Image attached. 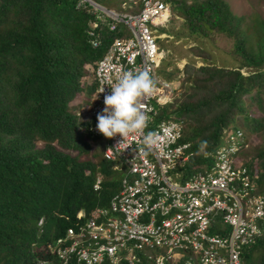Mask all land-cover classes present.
Listing matches in <instances>:
<instances>
[{"label":"trees","instance_id":"obj_1","mask_svg":"<svg viewBox=\"0 0 264 264\" xmlns=\"http://www.w3.org/2000/svg\"><path fill=\"white\" fill-rule=\"evenodd\" d=\"M166 1L171 19L178 16L189 36L231 39L236 66L185 63V91L157 106L155 119L173 115L183 121L181 139L199 151L186 173L210 163L222 128H242L250 145L241 158L264 194V20L254 15L245 31L244 18L225 0ZM95 15L82 0H0V264L48 259L45 244L73 224L77 211L89 215L119 188V173L91 146L99 136L89 133L87 112L83 118L69 108L84 87L88 94L95 89L94 79L83 83L84 67L93 72L112 38L124 33L121 24L109 30L110 20ZM96 171L103 181L95 192ZM241 259L264 264V234L244 248Z\"/></svg>","mask_w":264,"mask_h":264},{"label":"built area","instance_id":"obj_2","mask_svg":"<svg viewBox=\"0 0 264 264\" xmlns=\"http://www.w3.org/2000/svg\"><path fill=\"white\" fill-rule=\"evenodd\" d=\"M88 4L97 19L110 20L109 30H115L117 24L125 30L121 36L112 38L96 61L88 131L93 136L101 135L96 130V115L104 108L103 98L110 93L109 85L117 81L122 71L147 70L156 82V89L144 101L150 117L145 134L155 132L159 147L145 150L142 136L130 135L118 146L122 141L119 135L106 138L103 158L123 166L119 191L108 199L106 207L94 208L83 228L79 227L77 232L68 228L64 238L48 246L49 251L60 264H99L102 259L117 264L121 259L130 263L133 251L143 246L157 245L166 246L167 252L188 251L183 264H241V247L264 233V195L256 191L237 155L249 145L242 130L223 128L212 164L180 184L171 181L168 174L180 175L176 168L191 155L190 144L180 141L182 124L171 117L151 123L156 107L169 103L178 90L156 71L162 51L153 28L166 22L168 3L129 0L127 6H134L129 13L98 7L91 1ZM96 24L92 22V28ZM89 42L92 47L98 44L95 39ZM101 88L104 92L99 93ZM93 187H98V181ZM217 216L226 234L208 236L206 228Z\"/></svg>","mask_w":264,"mask_h":264},{"label":"clouds","instance_id":"obj_3","mask_svg":"<svg viewBox=\"0 0 264 264\" xmlns=\"http://www.w3.org/2000/svg\"><path fill=\"white\" fill-rule=\"evenodd\" d=\"M84 1L87 3H88V1H91V3H94L98 7L99 6L103 7L102 5L96 3L92 0H84ZM121 1L124 2L123 0H121ZM134 1H137V0H134ZM163 1L168 3V6H169V4H170L169 1H166V0H163ZM128 4H129V0H128ZM127 8L131 9V8H134V6H131V7L127 6ZM107 9H109V8H107ZM170 12H169V16H170ZM169 16H168V18H169ZM168 18H167V20H168ZM167 20H166V22H167ZM165 23L163 24L162 27L161 26H159V27L164 28ZM159 49L162 51V58H161V60H162L164 58L163 49L160 46H159ZM161 60H160V63H161ZM160 63H159V65H160ZM95 64H96V62H95ZM159 65L156 68L157 73H158ZM93 71H94V69H93ZM92 74H93V72H92ZM93 79H94V76H93ZM163 79L170 82L172 84V86L175 87V85L173 84L174 82L167 80L166 78H163ZM109 87H110V93L105 94L104 98H103L104 108L100 112H98L96 115V120H97L96 130L101 134V135H99V138L101 136V137L111 139V138H114L117 135H119L122 138V141L117 143L116 146H118L119 144H121L123 142V140L125 138L129 137L130 135L142 136V141H143V145H144L145 150L152 151L153 149L158 148L159 147L158 135L152 131H149L145 134V129L148 128L150 117L148 116L147 111L145 109L144 101L147 98L151 97L154 94L155 89H156V82L153 79V77L150 75L149 71H147V70H139L136 72L122 71V73L118 76L117 81L114 83H111L109 85ZM102 92H104V88H101V90L99 91V93H102ZM93 94H94V91L92 92V97H93ZM97 98L98 97L96 96L95 99H97ZM91 104H92V99H91ZM89 109H90V107H89ZM89 109H88L86 115H87L88 120L91 121V119L88 117ZM156 116H157V112L153 117H156ZM170 117L181 122L182 132H183L184 123L181 119L176 118L173 115H168L167 117L161 118V119H167ZM159 121H157V122H159ZM228 126L237 127L233 124H228L225 127H228ZM238 128L242 130V128H240V127H238ZM222 130H223V128H222ZM222 130H221V132H222ZM242 132L245 135L243 130H242ZM220 136H221V133H220ZM181 137H182V135H181ZM220 140L221 139H219V142H220ZM106 141H107V139H106ZM180 141H183V140L181 139ZM186 142H188V141H186ZM219 142L217 143V145L219 144ZM188 143L190 144V142H188ZM206 143H207L206 141H203L202 145L206 144ZM249 145L246 149H244L243 151H240L237 155H239V158L242 160L243 165L246 167V169L249 173V176L252 178V181L255 183L256 191L259 194L264 195L263 193H260L258 186H257V183L255 181L256 173L254 171L252 173H250L247 166L245 165V160H243L241 158L243 153H245L249 149ZM105 146H106V144H105ZM216 146L213 148V151L211 152L210 163H208L207 165H206V163L202 164L200 170L197 172H193V173H186L185 172V167H186L185 165L189 161L190 157L193 156L197 152V151L194 152L191 150V148H189V150L191 151V155L180 166V168H176V171H178V173L181 172L180 175L174 176L173 173L170 172V174H168L170 177V180L173 182H179L180 184L181 183L183 184L185 181L188 180V178L191 175H194L195 173H198V172H204L208 168V166L210 164H212V161H213L212 154H213ZM189 147H190V145H189ZM103 149H102V151H103ZM101 156H102V153H101ZM107 161H109V160H107ZM109 162L112 163L111 164V170L119 173V188L116 191V192H118L120 189V178H121V175L123 172V170H122L123 166L119 163L116 164L115 161H109ZM113 166H115V168H113ZM96 181H98V187L94 189L93 185ZM102 181H103V175L99 171H96L94 174V177H93L92 184H91L92 190L95 192L98 191L101 187ZM106 205L105 206H95L94 208L106 207ZM94 208L90 211L89 215H87V216L84 215V212L82 210H78L77 213L75 214V219L73 221V224L68 226L62 235L54 238L51 242H48L45 244L44 250L49 255V258L39 260L38 264H52L53 260H54L53 264H60V260L57 258V256L54 253H51L49 251L48 246L53 245L58 238H64L66 233H67L68 228H71L74 232H77L79 227L83 228L87 218L90 216V214L94 210ZM220 222H221V218H220V216H217L215 218V221L210 226H208L206 228L208 236H214V235H217L220 237L225 236L226 228H225V226H220ZM263 234L264 233L260 234L259 236H256L252 241L256 240L257 238H259ZM249 244H247V245H249ZM247 245H244L241 247L240 257H239L241 264H243V261L241 259V254ZM166 250H167L166 246H157V245H155V247L143 246L142 249L133 251V257L131 258L130 263L125 259H121L117 262V264H155L156 262L161 263V264H183L185 262L184 259H186L188 251L182 250V249H177L174 251V249H173L171 252H167ZM99 264H112V263L108 259H102L99 262Z\"/></svg>","mask_w":264,"mask_h":264},{"label":"rangeland","instance_id":"obj_4","mask_svg":"<svg viewBox=\"0 0 264 264\" xmlns=\"http://www.w3.org/2000/svg\"><path fill=\"white\" fill-rule=\"evenodd\" d=\"M102 3V6L109 8L116 12H127L129 13L131 9L127 8L128 0H123L126 6H122L121 0H95ZM190 1V0H187ZM228 4L230 10L239 16L244 18L243 28L245 31L250 30L248 27L250 24V19L254 15L258 16L260 19L264 20V1L263 0H225ZM172 4H169L170 9V19L168 23L166 22V29L169 31L168 34L165 33V29L155 26L153 28V34L155 35V40L160 47H162L165 52L164 58L161 60L159 65L158 73L163 78L174 82L173 84L178 89L175 98L181 97L182 93L185 91V86L187 83L184 81L186 74L182 73V68L185 63L192 64L195 67L202 65L207 61L211 62L217 66L233 67L236 66V61L232 59L229 54L231 39L221 35V34H208L207 36H189L187 31L181 26V19L176 16L171 19L173 11ZM167 35V36H166ZM246 67L240 68L241 73L246 72ZM85 76L83 78V83L88 85L92 79V69L88 66L84 67ZM92 99V93L88 94L86 87H84L83 92H80L76 97L70 102V109L75 113H78L80 117H85L84 115L88 111ZM155 106V104H154ZM157 122L155 117H151V123L154 125ZM187 127V126H186ZM106 144L105 137H98L96 140L91 142V146L94 151H99L102 153V149ZM199 152V151H197ZM74 155V152H70ZM248 153V152H247ZM87 155H81L80 158L84 159ZM246 158V156L244 155ZM175 256V255H174Z\"/></svg>","mask_w":264,"mask_h":264}]
</instances>
